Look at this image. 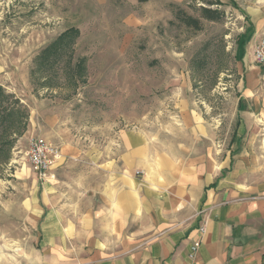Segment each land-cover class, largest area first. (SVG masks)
Instances as JSON below:
<instances>
[{
  "label": "rangeland",
  "instance_id": "1",
  "mask_svg": "<svg viewBox=\"0 0 264 264\" xmlns=\"http://www.w3.org/2000/svg\"><path fill=\"white\" fill-rule=\"evenodd\" d=\"M220 1L212 7L220 19L210 21L193 0H0V87L27 113L24 132L4 139L16 126L0 118V264H35L50 212L71 247L113 238L105 233L116 222L107 204L115 186L144 176L120 168L127 137L148 140L168 161L155 171L177 157L225 153L264 0ZM70 28L80 31L73 62L84 60V78H59L51 89L42 76L33 82L36 57ZM35 138L57 155L47 179L29 161Z\"/></svg>",
  "mask_w": 264,
  "mask_h": 264
},
{
  "label": "crops",
  "instance_id": "2",
  "mask_svg": "<svg viewBox=\"0 0 264 264\" xmlns=\"http://www.w3.org/2000/svg\"><path fill=\"white\" fill-rule=\"evenodd\" d=\"M253 18L255 38L225 153L177 157L155 171L168 161L149 152L147 139L127 137L120 168L144 176L115 186L107 204L116 222L105 233L113 238L87 250L71 247L59 213L50 212L42 227L48 247L35 264H264V67L254 57L264 13Z\"/></svg>",
  "mask_w": 264,
  "mask_h": 264
},
{
  "label": "trees",
  "instance_id": "3",
  "mask_svg": "<svg viewBox=\"0 0 264 264\" xmlns=\"http://www.w3.org/2000/svg\"><path fill=\"white\" fill-rule=\"evenodd\" d=\"M143 1V0H142ZM195 6L193 8L201 14V16L210 21H216L221 17V11L213 10V6H221L223 3L220 0H193ZM233 6L237 7L235 1L229 0ZM199 3H204L206 6H197ZM185 15L187 17H183ZM176 17L181 20L187 27L199 28L200 20L193 16L188 15L185 11H177ZM249 18V17H248ZM80 37V31L76 28H70L61 34L56 40L45 47L35 59V65L31 72L33 82L38 80L39 76L43 78L42 86L48 89L54 88L59 78H67L78 82L84 78L83 62L84 60L78 59L74 63L75 45ZM66 71L69 73L66 75ZM81 71V73H80ZM11 95H7L2 87H0V118L3 123L9 121L10 127L3 131L5 135L20 136L26 127L27 113L19 102L11 103ZM18 104V105H17ZM2 143V142H1ZM5 143V141H4ZM5 146H0V149ZM10 150V149H9Z\"/></svg>",
  "mask_w": 264,
  "mask_h": 264
},
{
  "label": "built area",
  "instance_id": "4",
  "mask_svg": "<svg viewBox=\"0 0 264 264\" xmlns=\"http://www.w3.org/2000/svg\"><path fill=\"white\" fill-rule=\"evenodd\" d=\"M255 61L264 67V39H262L255 49ZM28 157L31 165L38 172L40 179H47L53 164L57 160V155L53 146L43 138H35L30 142ZM204 229H202L203 231ZM197 247H194V251Z\"/></svg>",
  "mask_w": 264,
  "mask_h": 264
}]
</instances>
